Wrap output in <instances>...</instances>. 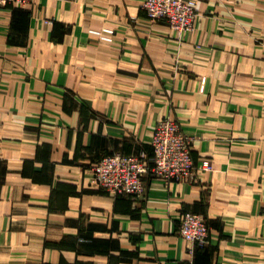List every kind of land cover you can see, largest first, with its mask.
<instances>
[{
    "label": "crops",
    "instance_id": "obj_1",
    "mask_svg": "<svg viewBox=\"0 0 264 264\" xmlns=\"http://www.w3.org/2000/svg\"><path fill=\"white\" fill-rule=\"evenodd\" d=\"M196 1L182 36L142 0L0 6V264H264V0ZM163 116L212 169L146 174L140 196L99 186L91 167L151 154Z\"/></svg>",
    "mask_w": 264,
    "mask_h": 264
},
{
    "label": "built area",
    "instance_id": "obj_2",
    "mask_svg": "<svg viewBox=\"0 0 264 264\" xmlns=\"http://www.w3.org/2000/svg\"><path fill=\"white\" fill-rule=\"evenodd\" d=\"M31 0H0V6H25ZM141 8L151 21L166 22L178 36L193 28L197 16L196 0H142ZM101 38L110 40L113 30L104 28L95 31ZM151 154L140 150L137 153L120 152L103 156L92 167L96 183L107 192L143 195L144 176L150 174L165 181L191 179L195 168L202 171L212 169L209 158L203 157L197 167L192 158V138L180 129L169 116L159 118L150 140ZM178 232L194 246L205 245L209 227L203 216L192 211H183L179 216Z\"/></svg>",
    "mask_w": 264,
    "mask_h": 264
},
{
    "label": "trees",
    "instance_id": "obj_3",
    "mask_svg": "<svg viewBox=\"0 0 264 264\" xmlns=\"http://www.w3.org/2000/svg\"><path fill=\"white\" fill-rule=\"evenodd\" d=\"M203 247H204V245L200 246V245H197V244H196V245H195V250L198 249V248H203Z\"/></svg>",
    "mask_w": 264,
    "mask_h": 264
}]
</instances>
